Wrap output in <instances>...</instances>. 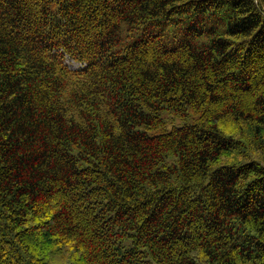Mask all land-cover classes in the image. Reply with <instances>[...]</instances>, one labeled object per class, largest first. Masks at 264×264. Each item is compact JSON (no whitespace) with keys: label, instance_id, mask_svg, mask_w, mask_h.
I'll return each mask as SVG.
<instances>
[{"label":"trees","instance_id":"trees-1","mask_svg":"<svg viewBox=\"0 0 264 264\" xmlns=\"http://www.w3.org/2000/svg\"><path fill=\"white\" fill-rule=\"evenodd\" d=\"M0 264H264V0H0Z\"/></svg>","mask_w":264,"mask_h":264},{"label":"rangeland","instance_id":"rangeland-1","mask_svg":"<svg viewBox=\"0 0 264 264\" xmlns=\"http://www.w3.org/2000/svg\"><path fill=\"white\" fill-rule=\"evenodd\" d=\"M228 14H229V6L228 4H223L220 8L215 9H207L202 14V23L204 27V31H202L201 34L195 33V40H197L198 44L203 43H209L211 37L213 36L208 30L210 28H216L220 32L223 31V29L227 25L228 20ZM196 18V10L190 12H169L166 14H162L160 16L154 17L144 24H141L140 27L144 30H148L155 33H162L163 38L166 40H171L175 36H180L184 34L185 32H189V28L191 25L195 22ZM127 25H124V28ZM124 33V32H123ZM141 35L136 34L132 35L131 37L127 38L126 41L133 40L137 36ZM67 63L72 68H77L80 66V63H77L73 61L70 58H67ZM165 118L167 119L166 129H171L174 126H181L187 122H191V120H185L181 117H175L173 116L169 111H165L164 113Z\"/></svg>","mask_w":264,"mask_h":264}]
</instances>
